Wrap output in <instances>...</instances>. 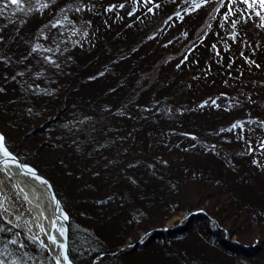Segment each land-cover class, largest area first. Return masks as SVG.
<instances>
[{"label": "trees", "instance_id": "trees-1", "mask_svg": "<svg viewBox=\"0 0 264 264\" xmlns=\"http://www.w3.org/2000/svg\"><path fill=\"white\" fill-rule=\"evenodd\" d=\"M72 3L85 5L68 12L80 31L44 27ZM188 7L56 0L20 16L66 62L74 83L52 88L9 75L0 132L20 160L52 180L70 217L76 264H264V246L247 259L221 239L264 235V27L258 17L241 19L249 13L240 0H208L185 14ZM237 121L243 140L239 128L221 131ZM179 211L181 221L165 226ZM0 223L28 243L22 229ZM24 251L36 257L28 264H53L34 244Z\"/></svg>", "mask_w": 264, "mask_h": 264}, {"label": "snow or ice", "instance_id": "snow-or-ice-1", "mask_svg": "<svg viewBox=\"0 0 264 264\" xmlns=\"http://www.w3.org/2000/svg\"><path fill=\"white\" fill-rule=\"evenodd\" d=\"M56 0H0V17L4 16L6 13L9 17H27L28 15L32 14L33 12H40L42 13L45 9L49 8L52 4H54ZM136 0H133V3H135ZM146 3H152V0H144ZM185 3L189 4L188 8L184 9L185 14H190L192 11H196L200 9L204 4L208 3V0H184ZM225 3V0H220L221 6H223ZM227 3L229 5L234 3V0H227ZM240 3L245 5V12L249 13L246 17L244 14H241V19H252L253 16L258 17L261 21L260 26L264 27V0H240ZM124 8L125 4H119V5H110L105 11H112L114 8ZM85 10V5L76 3L68 4L65 7L61 8L59 12L56 14V18H54L52 21L49 22L48 25H45V28L51 27V28H62L65 25H73L74 34L75 32L80 31L79 29L75 28V22L72 21L69 16L68 12L75 11V12H81ZM135 9H133V12ZM149 12L152 11L151 8L148 9ZM216 11H219V9H216ZM234 9L232 7L228 8V11L223 15V19L227 22V18L233 15ZM133 12H129V15H132ZM176 16L178 19H183V17L180 15L179 12L176 13ZM171 19V18H169ZM25 22L24 19H20L19 21L15 19H9V24H23ZM90 23V22H89ZM237 21H232L231 26L233 28L236 27ZM6 26V25H5ZM211 27V25H209ZM3 29H0V32H2ZM84 36H87V31L85 30L83 32ZM41 36H43V32H41ZM233 36H235V33H233ZM46 38V37H45ZM3 41V36L0 35V42ZM215 47V46H214ZM40 51L45 52H52L53 49L48 47L44 48L40 44H34L31 48V52L29 53V56L32 53H37ZM28 59V56L22 57L18 63H22L24 60ZM187 59V57H185ZM43 60L55 65V67L59 68L60 65L54 61L49 56H44ZM0 63H3L6 67L11 63V58L7 56H0ZM179 67V65H178ZM27 73H31L32 69L30 66L26 68V71H18L15 73V75L11 76V79L13 81L16 80L17 77H24ZM104 73L101 72L99 75H103ZM44 75L43 71L36 72L33 74L35 79H39ZM5 79H8L7 75L4 77ZM90 79H95V77H90ZM28 87H32V85H28ZM36 88L39 89V85H36ZM4 88H0V92H4ZM46 93L50 94L48 90H45ZM212 103L213 105L216 104L215 100L211 101H204L203 104L200 105V107H203L205 104ZM253 123H256L253 121ZM259 124L261 127H264V121H259ZM240 129V138L243 140V132H244V126L242 122L237 121L234 122L230 128L228 129H221V131H234L235 129ZM214 147V146H213ZM261 148H264V141L261 142L260 145ZM253 151V148L251 144H249L248 152L251 153ZM253 163H257L256 160H253ZM14 165L16 168L21 169V173L23 175H27L31 173L32 177L34 179L40 180L42 183H47L46 181L42 180V178L36 176L35 171L29 167L27 164L20 163L18 161V158L7 148L6 146V138L3 134H0V172L4 173L9 180L12 179V175L10 174V166ZM26 170V171H25ZM3 181H0V184H2ZM7 197L2 194V190H0V221L3 220V213L7 212L8 209L5 207V200ZM53 203L56 205L57 211L60 212V216L57 217V219L62 218L64 221H67L69 219L68 215L60 209L59 201L56 200L55 197H53ZM17 220H19V217H16ZM8 223H11L8 221ZM13 227H17V225H13ZM52 227L59 233V236L61 240L67 236V230L60 226L57 228L56 221L53 220ZM30 231V229H29ZM40 231L44 233L47 237V243H45L44 240L40 239L38 235L28 236L27 241L28 243H24L23 241H20L18 239L20 233L15 232L12 233L11 228H5L2 223H0V233H12V238L10 239H3L0 238V264H28L29 260L35 259L33 255H31L29 252L24 251L28 247V244H34L37 247L38 251H48L49 246L52 247V249L58 250L55 255L52 254L51 251H49V258H51L54 261V264H72L71 257L68 254V246L61 242V240H58L55 235H52L50 233L45 232L43 226H40Z\"/></svg>", "mask_w": 264, "mask_h": 264}, {"label": "rangeland", "instance_id": "rangeland-1", "mask_svg": "<svg viewBox=\"0 0 264 264\" xmlns=\"http://www.w3.org/2000/svg\"><path fill=\"white\" fill-rule=\"evenodd\" d=\"M10 18L15 19L17 21L21 19L19 15L16 17H9L7 13L4 16L0 17V29H3L2 32H0V35L3 36V41L0 42V56H7L11 58V63L7 67L3 63H0V84L3 86L2 88L5 87L3 82L5 79L4 78L5 75H7L8 77L11 74L15 75V73L18 71H26V68L28 66L31 67L32 72L31 73L26 72V75L24 77H19L20 79L23 78L26 79L30 76H33V74L36 72L43 71L44 75L38 80L45 82L46 84L50 85L52 88H61L73 84L74 83L73 75L68 69L66 62L59 59L54 51L52 52L40 51L37 53H32L29 56V53L31 52V48L34 44L38 43L42 45L44 48H48L50 46L47 43V40L40 41L35 39L30 29L27 26H25L24 23L22 25L19 23L9 24L8 20ZM25 56H28V59L24 60L22 63H18V61H20L21 58ZM44 56L51 57L54 61H56L60 65V67L57 68L55 67V65L44 61L43 60ZM263 158H264V154H263ZM10 192L11 195L9 197L11 199L14 198L18 202L19 198L16 195H14L15 192H13V190H11ZM15 207L17 211H19L22 215L28 214L25 211L23 202L20 201L19 206L16 205ZM184 214L185 211L177 212L172 217L167 219L164 225L168 226L173 224L174 222L177 221L180 222ZM235 222L236 221H234V223ZM196 224H198V222H196ZM231 225L233 224L231 223ZM227 227L230 228L229 224H227ZM260 236H261V238L259 237L260 240L247 239L248 241L243 240V242H239V243L233 241L234 240L233 235L231 237L222 236L221 239L222 242L224 241L228 245L238 244L242 248L241 253L245 252V254H247L245 258L254 259L255 255L259 254L261 251L260 249H263L264 246L262 245V240H261L264 237V235H260ZM245 244H249V245H245ZM249 247H254V249L251 250V248ZM248 248L250 252L246 253V250ZM250 253H254V254H250ZM260 255H262V253H260Z\"/></svg>", "mask_w": 264, "mask_h": 264}, {"label": "bare ground", "instance_id": "bare-ground-1", "mask_svg": "<svg viewBox=\"0 0 264 264\" xmlns=\"http://www.w3.org/2000/svg\"><path fill=\"white\" fill-rule=\"evenodd\" d=\"M7 146V145H6ZM8 148V147H7ZM40 171V170H39ZM41 172V171H40ZM43 175H45L52 183L53 188L54 184L52 180L43 172H41ZM1 181V180H0ZM33 184L34 189H32L28 183H25L24 181L20 180V182H17L18 185H16V193L19 196V199L21 202H23V206L25 208L26 215L20 214L18 211L14 210V212L20 217V221L22 223V219L24 223L27 225V228L30 229V232L33 235H38L40 239L44 240L45 243H47V237L44 233L40 231V226H43L45 232L50 233L54 235V232L56 231L52 227V222L54 220V211L52 207L48 204V195H49V189H48V184L42 183L40 180L34 179L33 178ZM0 190H2V194L7 197L5 200L6 203H11V200L9 199V195H11L10 190L6 188V185L4 183L0 184ZM55 195L58 197L57 192L54 188ZM59 202L61 205H63L62 200L58 197ZM64 207V205H63ZM66 210V208L64 207ZM68 213V212H67ZM69 222H70V217H69ZM57 228L59 226L56 224ZM56 236L58 240H61L59 233L56 231ZM64 239V238H63ZM63 239L61 242H63ZM224 242V241H223ZM244 245V244H243ZM249 245V244H245ZM229 251H242V248L237 244V245H226L225 246ZM254 249V247H249ZM249 248L246 250L247 252L249 251ZM50 251H54L55 254L58 250L52 249L51 246H49ZM71 255V253H70ZM72 257V256H71Z\"/></svg>", "mask_w": 264, "mask_h": 264}, {"label": "water", "instance_id": "water-1", "mask_svg": "<svg viewBox=\"0 0 264 264\" xmlns=\"http://www.w3.org/2000/svg\"><path fill=\"white\" fill-rule=\"evenodd\" d=\"M16 156V155H15ZM17 157V156H16ZM18 158V157H17ZM18 161L20 163H23V164H27L29 167H31L35 173H36V176L42 178V180L46 181L47 183L45 184H48V189H49V195H48V198H47V202L48 204L52 207L53 211H54V220L56 221V224L60 227V226H63L66 230H67V236L63 239V243H65L67 246H68V254L69 256L71 257L70 255V251H69V245H68V229H69V219L67 221H64L62 218L60 219H57V217L60 216V212L57 211V208H56V205L53 203V197L56 198L57 201H59L58 197L55 195V192H54V188H53V185L51 183V181L45 176L43 175L39 170H37L35 167H33L32 165L28 164V163H25V162H22L19 160L18 158ZM26 171V170H25ZM10 174L12 175L13 179L17 182H20V180L24 181L25 183H28V185L35 190L34 188V185L33 184V177L31 175V173L27 174V175H23L21 173V169H18L16 168L14 165H11L10 166ZM36 191V190H35ZM59 206H60V209H62L67 215V211L64 209L63 205H61V203L59 202ZM69 217V215H68ZM56 232V231H55ZM54 232V235L56 236V233ZM57 237V236H56ZM53 255H55V252L54 251H51ZM71 261H72V264H75L74 261L72 260L71 258Z\"/></svg>", "mask_w": 264, "mask_h": 264}]
</instances>
